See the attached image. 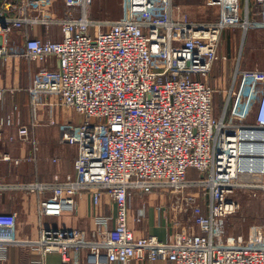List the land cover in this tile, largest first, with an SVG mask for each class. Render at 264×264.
Instances as JSON below:
<instances>
[{"label":"built area","instance_id":"1","mask_svg":"<svg viewBox=\"0 0 264 264\" xmlns=\"http://www.w3.org/2000/svg\"><path fill=\"white\" fill-rule=\"evenodd\" d=\"M53 1L57 8L48 7ZM210 2L221 8L214 22L193 20L174 0H125V18L115 21L93 17V0H1L0 57H9L13 34L26 26L61 27L60 40L24 35L19 54L42 64L30 89L33 105L57 94L85 122L75 174L0 188L40 194V214L50 216L76 212L84 193L95 206L107 194L116 214L98 215L91 238L76 228L42 227L38 239L17 237L14 216L0 214V261L8 247L20 246L43 256L57 252L65 264H264L262 229L247 238L227 233L228 218L240 208L232 195L251 188L264 198V71L238 69L232 111L228 100L214 115L215 88L202 78L222 57L221 31L239 25L241 12L239 0ZM255 2L253 24L264 25V0ZM249 20L248 10L246 27ZM18 133L32 139L25 125ZM190 169L199 176L190 179ZM167 188L177 231L167 240L136 237L130 199Z\"/></svg>","mask_w":264,"mask_h":264},{"label":"crops","instance_id":"2","mask_svg":"<svg viewBox=\"0 0 264 264\" xmlns=\"http://www.w3.org/2000/svg\"><path fill=\"white\" fill-rule=\"evenodd\" d=\"M210 1L176 0L175 3L182 6L184 12L189 13L193 20L206 22L200 19H214L219 16V7L211 5ZM253 6L254 0H240V12L247 13L249 10L251 19L258 17ZM48 7L57 8L58 5L53 1ZM60 9L62 10V7ZM256 27L253 29L261 27V71H264V25ZM26 34L53 40L62 37V29L57 25H52L49 29L42 25L35 28L26 26L13 34L12 53L9 57H0V120L3 122L0 126V186L13 185L18 181H52L55 175L63 180L67 175L75 174L74 162L79 152L78 142H74V126L81 125L80 118L75 116V121L67 119V108L60 104V98L55 94L45 97L38 106L33 105L30 89L38 78L42 64L19 54L24 49ZM250 37L248 35L245 38L243 45L248 41L249 46L252 42ZM241 55L242 60L239 59L238 66L236 65L229 75V79L232 78L230 86L237 70L244 71L243 52ZM11 115L14 123L8 124L7 119ZM23 124L30 129L32 139L29 141L18 138L19 126ZM170 197L167 190L159 189L148 194H135L131 198L128 224L136 237L154 235L161 240H167L175 232L171 223L172 217H169L172 212H165L163 206V203L170 201ZM40 200L38 193L0 188V214L14 216L13 224L17 237L38 239L41 236V228L47 226L76 228L83 230L86 237L91 238L92 231L96 229L98 215L114 218L116 214L115 204L107 194H103L100 204L95 206L90 193H84L79 199L77 211L61 216L40 214ZM141 211L144 215L138 220ZM113 223L112 220L111 225ZM86 253V250L80 252L82 262L86 261ZM40 260L43 264H65L57 252H49L43 256L34 248L20 246L8 247L6 258L1 260L0 264H38ZM128 264L174 263L165 260L135 259Z\"/></svg>","mask_w":264,"mask_h":264},{"label":"rangeland","instance_id":"3","mask_svg":"<svg viewBox=\"0 0 264 264\" xmlns=\"http://www.w3.org/2000/svg\"><path fill=\"white\" fill-rule=\"evenodd\" d=\"M239 3H240V0H239ZM253 7L255 9L257 7L255 0H254ZM125 10H126L125 0H93V4L91 8L93 17L102 18L105 21H115V20H120L121 18L122 19L125 18ZM218 10H219V16L215 17L214 19L207 18V20H204V19H200V20L206 21V22L216 21L217 18L218 19L220 18L221 8L219 7ZM246 15H247L246 12L241 13V16H240L241 21L239 25H229L221 31L220 44H219L218 51H219L220 56L226 57V58L224 59L221 57L220 61L217 62L216 66L212 68L210 73L206 75L204 78H202L204 82H207L208 84H210L211 86L215 88L213 104H214V115L216 117L218 116L220 117V114L223 111V109L226 107L228 100H229V112L232 111L234 107V96L230 97V92L236 85L232 83V85L230 86L229 82L231 81L232 78L229 79V75L231 71L234 70L238 62H240L239 59L242 60L241 52H243V66H244V67L242 66L243 67L242 70L244 71H257L258 70L259 72L261 71V27H259L260 29H253L256 27V25L253 24V20L250 17H249L250 19L249 21L251 22V24H248V26L246 27L245 26ZM247 30H248V33H246ZM246 35L251 36L250 39L252 40V42L249 43V46H247L248 41L244 43L243 45V42L246 41L245 39L247 37ZM60 39L61 38H57L53 40H60ZM159 50H160V47H159ZM234 79H233V82H234ZM55 95L59 97V95L57 94ZM63 107L67 108V111H68L67 119L71 118V120L73 119L75 121L76 119L74 117L76 116L80 118L81 125L83 122H85V116L80 114L78 111L68 108L66 106H63ZM23 125L27 126L26 124H23ZM81 125H79V127L74 126V135H75L74 142L75 143L79 142L78 141L79 140V130H80ZM78 149H79V143H78ZM198 176L199 174L197 170L195 169L189 170L188 177L190 179H195ZM154 190H159V189H154ZM154 190H152V192ZM166 190L169 192L171 197H170V201L168 200L166 201V203H163V206H165V208L164 207L163 208L165 212L167 210L169 212H173L171 211L172 192L170 191V188L169 189L167 188ZM24 191L29 193L27 190H24ZM253 192L254 190L251 188H244V189L238 190L236 195H232V197H235L236 199L239 200L240 208L236 213L232 214L228 218L227 233L229 235L247 238L250 235V231L254 227H256L257 229H262L264 232V198L261 197L260 195L259 196L252 195ZM256 192H258V194L259 193L262 194L260 190H256ZM139 193L140 192L137 191L136 193H134V195L139 194ZM172 215L173 213L169 217L171 218ZM45 227L46 228H59V227H47V226ZM170 228H168V230ZM174 228H175V231H177V227H174ZM82 232L84 231L82 230Z\"/></svg>","mask_w":264,"mask_h":264},{"label":"water","instance_id":"4","mask_svg":"<svg viewBox=\"0 0 264 264\" xmlns=\"http://www.w3.org/2000/svg\"><path fill=\"white\" fill-rule=\"evenodd\" d=\"M0 4H1V0H0Z\"/></svg>","mask_w":264,"mask_h":264}]
</instances>
